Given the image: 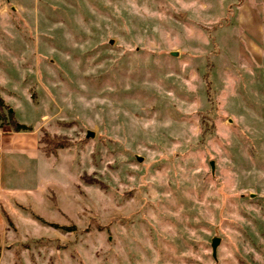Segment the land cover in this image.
<instances>
[{
  "label": "rangeland",
  "instance_id": "obj_1",
  "mask_svg": "<svg viewBox=\"0 0 264 264\" xmlns=\"http://www.w3.org/2000/svg\"><path fill=\"white\" fill-rule=\"evenodd\" d=\"M0 100V264H264V0H0Z\"/></svg>",
  "mask_w": 264,
  "mask_h": 264
},
{
  "label": "crops",
  "instance_id": "obj_2",
  "mask_svg": "<svg viewBox=\"0 0 264 264\" xmlns=\"http://www.w3.org/2000/svg\"><path fill=\"white\" fill-rule=\"evenodd\" d=\"M19 124V123H18ZM23 125V124H19ZM27 128L26 131L20 132H0V197L10 196L19 197L22 193L34 192L32 190H6L2 186L1 174L7 172V177H13L11 174L13 170L23 167V163L46 162L47 158L40 151L39 126L23 125ZM25 174L23 170H19L17 176Z\"/></svg>",
  "mask_w": 264,
  "mask_h": 264
},
{
  "label": "trees",
  "instance_id": "obj_3",
  "mask_svg": "<svg viewBox=\"0 0 264 264\" xmlns=\"http://www.w3.org/2000/svg\"><path fill=\"white\" fill-rule=\"evenodd\" d=\"M2 108L3 104L0 100V127L6 126L12 132H20L27 130L25 126L16 124L9 112L5 114ZM39 142L44 143V147L40 148V151L46 158L50 157L56 149L62 147L60 142H51V140L46 136L40 138Z\"/></svg>",
  "mask_w": 264,
  "mask_h": 264
},
{
  "label": "water",
  "instance_id": "obj_4",
  "mask_svg": "<svg viewBox=\"0 0 264 264\" xmlns=\"http://www.w3.org/2000/svg\"><path fill=\"white\" fill-rule=\"evenodd\" d=\"M170 55L172 56V57H174L175 56V53H170ZM86 137H91V134L88 132L87 134H86ZM210 165V169L212 170V165H211V163L209 164ZM216 242H217V240L216 239H213L212 241H211V243H210V247H211V251H212V256L214 255V248H215V246H216Z\"/></svg>",
  "mask_w": 264,
  "mask_h": 264
}]
</instances>
